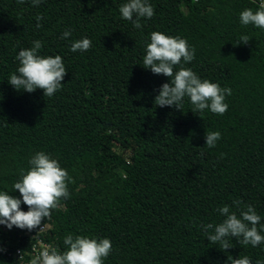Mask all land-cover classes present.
I'll return each instance as SVG.
<instances>
[{
	"label": "trees",
	"instance_id": "trees-1",
	"mask_svg": "<svg viewBox=\"0 0 264 264\" xmlns=\"http://www.w3.org/2000/svg\"><path fill=\"white\" fill-rule=\"evenodd\" d=\"M257 1L148 0L155 14L136 29L119 12L128 0H42L35 7L0 0V192L20 198L14 184L38 152L69 177V197L41 223L44 241L63 253L69 234L109 239L103 264H230L244 256L264 264V243L230 238L226 252L207 240L214 229L203 228L226 219L218 211L224 206L238 218L251 206L264 225V29L240 22L242 11L260 10ZM66 30L71 36L61 39ZM153 32L185 39L195 58L183 66L231 89L225 114L193 113L187 97L180 111L157 107L158 90L170 80L143 68ZM83 38L90 49L72 52ZM37 40L39 55L61 56L67 71L52 97L8 83L19 51ZM217 131L216 146L206 147L205 134ZM37 229L0 225V264L31 261L29 236Z\"/></svg>",
	"mask_w": 264,
	"mask_h": 264
},
{
	"label": "clouds",
	"instance_id": "clouds-1",
	"mask_svg": "<svg viewBox=\"0 0 264 264\" xmlns=\"http://www.w3.org/2000/svg\"><path fill=\"white\" fill-rule=\"evenodd\" d=\"M26 0H17L18 4H24ZM42 0H31L32 6H38ZM119 12L124 20L132 22L134 28L140 29L141 19H151L154 16V8L148 0H128L123 4ZM37 21L43 19L36 17ZM240 22L244 26L254 25L264 29V3L260 10L253 12L246 9L240 14ZM41 25L37 23V28ZM71 36L70 31H64L61 39ZM150 44L147 45L146 55L143 59L145 69L154 75H163L169 78V83H164L159 88V94L154 103L157 107L173 108L180 111L183 107L184 98L187 97L193 106L192 112H203L206 109L213 114L223 115L228 109L225 96L231 95L230 88H221L219 84L208 80H201L190 68L183 65L188 64L195 58V50L190 49L187 41L180 37H169L160 32H153L150 36ZM251 38L247 35L241 36L242 44L247 45ZM240 43V44H241ZM91 40L83 38L71 44V51L85 52L91 47ZM239 45V44H238ZM41 41L33 42V47L19 51L16 59L19 67L10 76L8 83L16 90L33 93L37 89L43 91L44 96L52 97L63 86L62 81L67 75L62 57H42L39 55ZM183 62V63H182ZM179 67L178 71L174 68ZM221 138L220 132H209L205 134L206 147L214 148ZM31 165L27 174L22 176L20 182L14 184L15 192H19L20 198H15L7 193L0 192V225L11 230L13 227L32 231L40 227L42 221L50 218L51 210L60 206V199H67L66 180H69L66 170L59 166L57 160L50 158L44 152L36 153L29 161ZM236 205L241 202L234 201ZM21 204L28 207V211L21 210ZM226 219L213 225H204L205 233L214 229V234L207 235V240L213 244L218 243L224 251L233 248L229 242L230 238L242 245L256 247L264 243V225L260 224L261 217L255 209L247 206L246 211L240 212L238 218L235 212L230 213L228 206L218 209ZM258 225H260L258 229ZM68 250L60 253L54 247H46L32 261L31 264H103L112 251L109 239H89L87 237L69 234L64 239ZM4 249L0 248V252ZM230 264H252L249 257L231 259ZM256 264H260L257 261Z\"/></svg>",
	"mask_w": 264,
	"mask_h": 264
},
{
	"label": "built area",
	"instance_id": "built-area-1",
	"mask_svg": "<svg viewBox=\"0 0 264 264\" xmlns=\"http://www.w3.org/2000/svg\"><path fill=\"white\" fill-rule=\"evenodd\" d=\"M193 1H198V0H193ZM262 3H264V0H258L257 1V4L261 5ZM46 232V227L44 225H41L40 227H38L37 229V232L30 237V242L28 243L29 244V248H30V255L32 257V260L40 254V252L42 250H44L46 247H54L51 243H48L46 241H44L43 238H41V235L43 233ZM15 256H17L18 258H21V255H22V251L20 249H17L15 251ZM31 260V261H32ZM31 261H29L27 264H31Z\"/></svg>",
	"mask_w": 264,
	"mask_h": 264
}]
</instances>
